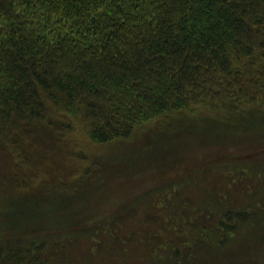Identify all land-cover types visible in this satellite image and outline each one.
Instances as JSON below:
<instances>
[{
  "label": "trees",
  "instance_id": "1",
  "mask_svg": "<svg viewBox=\"0 0 264 264\" xmlns=\"http://www.w3.org/2000/svg\"><path fill=\"white\" fill-rule=\"evenodd\" d=\"M260 108L264 0H0V150L13 165L24 160L36 170L30 163L36 157L58 172L53 164L65 154L77 120L90 141L107 144L130 140L158 119L208 109L220 120L211 144L257 140L241 146L244 152L167 156L172 167L185 166L182 173L195 169L212 201L203 193L177 196L181 177L165 188L151 178L97 217L90 189L97 167L94 175L85 168L70 186L57 173L29 218H14L12 205L11 216L0 214V264H79L67 251L79 240L89 244L90 264H237L229 256L247 247L246 240L252 245L257 227L264 231ZM244 115L250 117L239 122L241 132L232 134L230 117ZM189 131L198 130L181 133ZM126 150L137 157L107 162L117 173L149 164L140 151ZM26 183L5 184L0 196ZM6 198L0 207L11 201ZM35 220L47 226L26 234Z\"/></svg>",
  "mask_w": 264,
  "mask_h": 264
},
{
  "label": "rangeland",
  "instance_id": "2",
  "mask_svg": "<svg viewBox=\"0 0 264 264\" xmlns=\"http://www.w3.org/2000/svg\"><path fill=\"white\" fill-rule=\"evenodd\" d=\"M252 76H254V78H258L259 81H262L258 75ZM257 99L260 102L258 95ZM255 107L256 105H250L247 106V109L249 108L248 110H253L251 108ZM187 112H183V114L181 113L182 115H178L176 117L169 116L167 118H161L151 122L143 129L139 130V132L133 133V137L130 140H121L107 144H97L90 141L77 120L76 125L70 132L69 138L67 139L68 147L67 149H64L65 154L61 156V158L56 157L57 161L53 164V168H57L58 172L54 169V172H52L51 166L47 167L48 164L44 162V160L40 161L36 157H32L30 161V163L35 162L37 164L38 169L36 170L28 169L24 160H19L20 162H18L23 163L24 165H13L9 160L8 155L4 151L0 150V188H3L5 184L10 187L12 182L17 184L24 183L25 181L27 182L26 185L21 184L17 185V188L15 186L13 189L11 188L13 191L12 194L4 193L6 195L0 196V202L3 200L7 201L8 198L6 197L11 199V201H8L7 204L0 207V214H4L6 217L11 216L8 213V207L12 205L13 207L11 209L15 212L13 216L14 218L27 219L30 216L27 213L33 204L36 206L42 205V201H44L42 198L44 189L55 186L56 181L52 176L57 175L58 173V178L64 179L63 177H66L63 182L66 183V186H70V184L77 180L75 179L77 175L85 173V168L90 169V172L92 173H90V175H94L93 171L96 167L97 172L94 175L96 177L91 178L92 183H90V189L95 191L93 192L95 197L91 202V209L96 208L94 206L98 205V210H94L97 213V217L99 216L100 209L109 210L110 208L112 209L114 205H119L120 201H124L127 197H131L133 193H137L138 190L143 189H138L139 187L137 185L139 183L148 181L151 178L157 179L154 181L160 182L162 188H165L171 185V182L169 184L168 182L175 178V176L176 178L181 177L183 180L179 179L180 186L176 188L177 196H180L184 192L185 195L191 194V197H196L197 194L203 193L205 195V201H212L213 197L205 192L206 189H202L206 186L207 182L197 180V171L195 169H190L182 173L185 166L182 167L179 165L176 168L177 165H175L172 167L171 163L166 161V159L169 158L167 156L174 155L176 153H178V155L189 153L194 156L196 155L195 158L198 159L203 157V154L208 153V151L212 153L221 151L229 153L237 151L240 148L239 151L244 152V149H242L244 147L243 145H253L257 143V140H249L246 138L240 139L239 143H237L238 145L234 146H225L217 143L211 144L210 140H212V138H216V133H219L218 129L220 125V120L218 121V118H215V115L211 114L214 111L208 109H197L196 111H193V114H189ZM249 117L250 116L246 115L240 116L239 119L234 118L233 116L230 117L231 119H229V123L234 122V125L230 126V128H232L230 129V132L232 134H238L241 132L240 126L242 124L239 122L244 121ZM225 123L227 122L225 121ZM185 127H189L190 130L195 128V130L198 131L181 133ZM213 133H215V137H213ZM190 140L192 141L190 142ZM130 148L132 150L140 151L142 156H145L147 160H150L149 164L140 161L136 167L128 170L126 174H121V171L120 173H117L111 168L112 165L107 162L110 161L113 164L115 160L118 161L120 158L122 159L125 156L131 158L137 157V152L126 150ZM157 153L160 155H157ZM152 159L155 160L152 161ZM188 160V162L191 161L190 158ZM161 166L166 168L163 171L158 172L155 168ZM150 168L153 169L152 172H148ZM206 170L208 171L207 168ZM220 170L221 169L218 171ZM217 173L218 172H216V174ZM13 175V178L17 180H12L11 177ZM225 176L226 175L223 177ZM217 181L219 180H214L213 182L216 184ZM244 183L246 184L247 181L244 180L243 184ZM131 188L134 190L132 194L129 192V189ZM149 197L151 196H148V198ZM162 198L164 199L163 201L169 200L166 199L165 195H163ZM78 202L81 203L80 201ZM166 204H169V201H167ZM146 207H148L153 214L158 211V208L154 205ZM160 207L164 206L160 205ZM159 211L162 212L161 210ZM139 212L140 211L135 213L138 214ZM165 213L166 211L161 215H164ZM161 215L158 216L159 219L162 218ZM97 217H93L92 219H96L97 221ZM152 217L157 219L155 216H151V218ZM7 222H5V224ZM162 223L163 222L161 221V224L159 222H152L149 224L151 227H159ZM33 226L36 230L33 229ZM45 226L47 225L44 224L42 220H35L34 224L26 230V234L27 232L31 235L36 234L37 231L39 232L43 228L45 229ZM125 226L128 227L127 224ZM31 230L34 232L29 233ZM262 235H264L263 228L257 227L254 230L252 245H248L249 243L246 240L244 244L247 245V247L241 248L239 254L236 253L237 258L235 257L236 255H230L228 260L237 264H264V237H262ZM255 237L257 238L255 239ZM201 245V242H197L195 248H199ZM133 249L135 250L134 253H139L137 248ZM67 251L72 256V260H79V264H90V259H92V257L90 259H86L90 256L89 244L86 240H79L72 245H68ZM56 255L58 257L62 255V253H58ZM60 258L62 257L60 256ZM159 259L163 260V257L160 256ZM96 261L97 260L93 259L91 264H97ZM57 264H61V262H57Z\"/></svg>",
  "mask_w": 264,
  "mask_h": 264
}]
</instances>
